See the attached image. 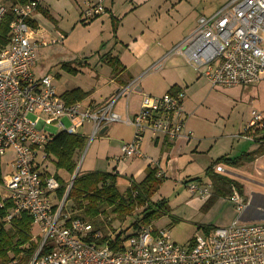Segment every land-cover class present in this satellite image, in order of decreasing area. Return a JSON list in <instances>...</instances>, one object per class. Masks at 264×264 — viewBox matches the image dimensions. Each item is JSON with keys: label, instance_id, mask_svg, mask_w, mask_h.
<instances>
[{"label": "built area", "instance_id": "1", "mask_svg": "<svg viewBox=\"0 0 264 264\" xmlns=\"http://www.w3.org/2000/svg\"><path fill=\"white\" fill-rule=\"evenodd\" d=\"M106 1H83L80 19L88 22L104 14ZM39 2L11 7L8 42L0 46V157L8 150L14 154L10 172L1 176L0 199L11 204L3 219L6 225L21 213L31 218L32 239L39 238V243L28 264H264V219L238 218L180 246L166 229H155L152 223L140 226L119 243L117 233L107 234L103 241L102 232L89 221L64 212L66 193L57 200L56 180L40 170L48 159L43 149L53 136L45 132V126L55 125L60 132L74 135L89 124L90 141L107 125L131 126L132 140L121 146L119 160L143 158L140 145L146 133L169 141L189 140L192 134L185 129L181 92L159 98L142 95L139 111L123 120L113 112V106L133 91V83L118 89L113 100L104 105L66 104L50 75L36 77L33 72L38 48L64 39L57 35L45 41L38 29L31 27ZM6 10L0 3V23ZM171 55L183 57L196 69L204 68V77L212 87L264 86V0H230L211 17L200 19L195 29L172 47ZM262 130L264 111L254 109L243 134L237 137L252 141L253 134ZM215 172L226 173L221 166H216ZM209 188L196 183L188 187L200 197H208ZM229 201L240 215L246 210L241 196L232 195Z\"/></svg>", "mask_w": 264, "mask_h": 264}, {"label": "crops", "instance_id": "2", "mask_svg": "<svg viewBox=\"0 0 264 264\" xmlns=\"http://www.w3.org/2000/svg\"><path fill=\"white\" fill-rule=\"evenodd\" d=\"M83 1L85 0H40L38 9L45 10L57 23L61 20L63 8L76 9L80 17ZM57 4L60 5V11H57ZM198 19L196 18L189 28L180 32V0H107L105 13L87 24L88 26L94 23L99 24L97 27L101 29L97 36L99 43L96 51L98 55L97 65L103 64L100 60L101 56L109 53L118 59L124 69L114 74L110 68L109 80L98 91H95L94 88L85 90L78 86L66 91L78 88L89 93L83 100L84 103L94 102L98 105H104L113 100L118 89L133 83V91L128 93L126 97L119 98L113 106V112L122 120L126 117H133L139 111L142 95L159 98L168 93L174 95L181 92L184 94L185 129L192 134V138L189 140L181 137L169 141L163 136L154 137L150 133H146L140 145L143 158L119 160L120 148L132 140L134 129L124 123H113L101 129L98 135L103 136V138H97L99 148H95L97 151L92 155V159L103 161L107 169L109 168L104 172L117 174L120 177L118 183L121 181L126 183V189L129 187L130 180L142 181L147 170L153 167L158 169L165 181L172 180L175 183L191 181L208 186H210V181L205 175L207 169H213L216 166L226 168L222 164L212 167L216 159L222 156L229 157L227 152H222L214 159L213 145L220 139L234 138L238 133L234 135L230 133H201L206 122L204 119H197L195 116V112L197 113L201 106L191 100V97L195 96V92L198 91L196 88L200 84L208 82L204 77L205 70L204 68L196 69L194 65L187 63L181 56H168L172 47L195 29ZM31 22L36 23L38 35L43 39L49 32L53 34V37L62 35L38 10L34 13ZM80 24H82L80 19L75 21L73 29L79 27ZM113 24L115 25V33L112 32ZM84 25L86 24H82V26ZM77 63L84 66L90 65L89 60L84 57H81ZM101 91L104 94H101ZM119 100V105L115 107ZM191 116L195 119L190 123ZM121 126L129 127L133 132L124 133ZM84 127H88V134L91 133L89 124H85L80 129ZM80 129H78L77 135L85 138L84 134L79 133ZM193 170L203 175L205 180L198 178L199 174H195ZM91 172L93 171L88 170L86 173ZM221 175L226 176L227 174ZM61 178L66 181L63 177ZM212 198L210 186L209 196H199V200H196L191 207H196L198 210L208 209L210 207L208 204ZM210 204L212 206L214 200ZM167 205L169 208L168 217L171 216L178 222L183 220L174 214L169 201H167ZM239 218L241 221H253L255 219L246 211ZM171 222L178 223L172 219ZM152 225L155 229L167 230V228H158L153 223ZM192 237L186 241H190Z\"/></svg>", "mask_w": 264, "mask_h": 264}, {"label": "rangeland", "instance_id": "3", "mask_svg": "<svg viewBox=\"0 0 264 264\" xmlns=\"http://www.w3.org/2000/svg\"><path fill=\"white\" fill-rule=\"evenodd\" d=\"M230 0H180V32L191 26L196 18L207 19L217 12L221 7L226 5ZM3 5H8L5 0H0ZM57 4V11H60ZM61 20L57 23L50 21L57 32L63 35L62 42L49 45L37 50L36 64L33 72L36 77L50 75L53 78V85L58 94L74 88L76 86L85 90L94 88L95 91L100 90L109 79L108 73L111 70L106 64L98 62L97 55V36L99 34V24H89L75 27L73 23L80 19L78 11L74 8L62 9ZM79 24V23H77ZM197 25V24H196ZM196 27V26H195ZM86 28V29H85ZM44 29H46L44 27ZM53 34H49L44 38L45 41H51ZM105 51V49H104ZM103 52V50H102ZM81 57L89 60L90 65H83L79 69V73L75 75L69 74L61 69L63 64H70L74 67ZM196 89L195 96L191 97L197 104L201 106L198 112H195L197 119H204L206 124L201 133H230L234 135L243 134L244 128L250 119L252 110L264 111V86L262 83L255 84L250 87H212L208 82L200 84ZM104 94L103 91L100 92ZM120 100L117 102V107ZM197 114V115H196ZM191 116V121H194ZM124 133H131L133 130L126 126H121ZM131 130V131H130ZM45 132L55 136L60 131L55 125L45 126ZM79 133L85 135V145L83 149L76 155V168L80 174H85L88 170L93 172L107 171V166L103 161L92 159V155L97 149V138H103L98 135L93 141H90V133L88 127L79 130ZM240 133V134H239ZM212 145V144H211ZM260 143L254 139L249 141L241 137H232L220 139L213 145V156L217 158L222 152H227V156L231 158L240 157L238 166H225L226 176L241 186L242 193L239 194L235 189L232 195L241 196L244 203H247L246 213L254 216V220L264 219V153H257L250 162L243 161V155L247 153H256L260 149ZM14 158L12 150H8L0 157V174L1 176L10 172V163ZM54 158L43 161L41 171H45L48 176L63 177L66 183V191L70 186L71 177L64 171L55 168ZM40 158L38 159V163ZM224 166V165H223ZM92 168V169H89ZM194 171V170H193ZM199 174L198 178L203 181L204 176ZM65 181V182H66ZM201 185L197 182H193ZM192 182L184 183L182 181L174 182L172 180L162 181L158 191L152 196L151 200L157 202L160 199L169 201L173 208L174 214L180 217V222L172 223L171 218L163 216L152 223L158 228H167L172 241L180 246H184L188 238L196 233L205 232L203 228H207L206 232L214 228H223L231 224L240 217L236 206L229 201L230 197L215 199L214 204H209V208L198 210L191 207L196 200H199L198 194H191L188 187ZM126 183L123 181L117 184L120 193L126 190ZM71 188V186H70ZM70 190V189H69ZM64 193V194H65ZM69 193V192H68ZM231 195V196H232ZM204 199V198H203ZM70 203H66L64 212L69 213ZM106 215L99 216V220L103 225V234H115L121 232L124 236L134 232L131 227L133 222H137L142 217L143 208H138L126 217L124 220L116 219L115 215L107 207L104 208ZM75 214V213H74ZM170 223V224H169ZM203 227V228H202ZM37 230L34 229L35 233ZM200 231V232H199ZM194 235L192 238H194ZM186 241V242H185ZM16 264H28L27 262H17Z\"/></svg>", "mask_w": 264, "mask_h": 264}, {"label": "trees", "instance_id": "4", "mask_svg": "<svg viewBox=\"0 0 264 264\" xmlns=\"http://www.w3.org/2000/svg\"><path fill=\"white\" fill-rule=\"evenodd\" d=\"M5 1L8 2V5H6V14L0 23V46L6 45L8 42V26L13 19L11 7L16 4H25L32 0ZM38 8L39 6L36 11L38 10L44 18L48 21H53L45 10L43 11ZM92 20L84 22L80 19V23L85 24ZM29 24L34 29H37L35 22L30 21ZM112 32L115 33L114 24ZM100 60L109 66L114 74L124 69L120 65L118 59L111 56L109 53L101 56ZM75 66L76 67L70 64H63L61 69L69 74L75 75L79 73L78 68H81L83 64L77 63ZM88 94V92H83L76 88L70 91H64L60 94V97L66 104H72L83 101ZM168 94L173 95L172 93ZM253 138L256 142L260 143L261 146L256 153L244 154L243 161L245 162L253 160L257 153H264V130L254 133ZM84 145V137L77 134L69 135L64 132H59L55 136H52V140L45 145L43 151L48 158L50 155L54 158L53 163L56 169L64 171L71 177L76 168L75 157L83 149ZM239 159L240 157L229 158L222 156L214 161L212 167L219 164L231 167L238 166L241 164L239 163ZM214 168L207 169L205 173L210 181L213 194L211 201L230 197L233 189L239 194L242 193L241 186L227 176L216 173ZM158 172V169L155 167L149 168L142 181L134 182L130 180L129 187L123 194L118 190L117 183L120 177L115 173L91 172L80 174L77 172L66 198V203H70L69 213L72 215V218L87 220L95 229L100 230L103 225L98 220L99 216L106 215L105 207L109 208L111 213L114 214L118 220H124L131 215L134 210L143 208L141 212L142 217L137 222L131 224L135 232L140 226L150 224L169 214L166 200L160 199L157 202L151 201L152 196L158 191L163 181L162 175L157 177ZM53 177L58 184V189L55 191L56 198L57 200H61L66 191V182L56 174ZM0 204V264H12L14 260L28 263L39 243V238L32 239L31 218L27 214L21 213L17 217L12 218L6 225L3 219L11 208V204L9 202L1 203V199ZM170 218L174 222H178V220L173 217L170 216ZM203 230L206 233L207 228H203ZM103 236L104 241L107 239V235L103 234ZM127 236L129 235L124 236L121 232L117 233L115 235L116 243L125 240Z\"/></svg>", "mask_w": 264, "mask_h": 264}, {"label": "water", "instance_id": "5", "mask_svg": "<svg viewBox=\"0 0 264 264\" xmlns=\"http://www.w3.org/2000/svg\"><path fill=\"white\" fill-rule=\"evenodd\" d=\"M76 175H77V170L74 171V173H73V175H72V177H71L70 186L72 185V182H73V180L75 179ZM70 186H69V188L67 189L66 197H67V195H68V192H69ZM66 197H65V198H66Z\"/></svg>", "mask_w": 264, "mask_h": 264}]
</instances>
